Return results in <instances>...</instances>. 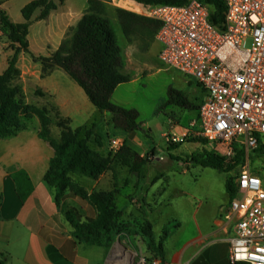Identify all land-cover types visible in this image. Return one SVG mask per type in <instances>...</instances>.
Returning a JSON list of instances; mask_svg holds the SVG:
<instances>
[{
  "label": "crops",
  "instance_id": "1",
  "mask_svg": "<svg viewBox=\"0 0 264 264\" xmlns=\"http://www.w3.org/2000/svg\"><path fill=\"white\" fill-rule=\"evenodd\" d=\"M31 1L33 0H0V10L4 11L13 23H22L24 20L21 9ZM87 1L64 0L55 11L50 12L42 20L36 19L39 14V11H36L32 16L33 20L27 36L30 54L48 56L54 52L76 27L87 7ZM99 1L107 6L109 18L116 25L119 24L113 9L120 8L138 14L137 11L141 7L131 0ZM155 34L153 29L147 28L130 40H127L123 34V38L120 39L119 36L117 38L123 51L124 48H130L138 43L140 51L147 52L148 57L154 56L164 66L158 57L160 45L155 41ZM30 54L23 52L18 54L16 67L20 75L17 82L24 94L27 83L34 87V95L39 94L35 96L42 99V103L34 107L46 110L48 116L49 109L56 108L62 117L69 120L71 129L91 123L98 115H103L109 121L110 115L100 114L86 96H83L78 88L61 74V69H54L46 77H41L40 68L33 73H30L27 68L21 69V58ZM12 55L10 42L0 32V74L7 69L8 59ZM144 57L124 56L122 72L130 75L131 80L128 83L136 79L134 78L136 75L128 71L130 68L128 62L142 60L141 58ZM55 76L62 81L61 85L68 86L77 94L78 103L61 95L60 84L54 79ZM192 83L197 85L193 80ZM118 87L114 90L111 101L121 106L114 97ZM203 97L204 93L199 103ZM25 103L29 105L27 101ZM178 108L182 110V113L178 112L177 115L182 118L183 125L178 126L173 124L172 120H168L162 135L166 136L173 131L178 132L184 129L194 132L199 130L198 110ZM31 120L34 121L32 131L26 127L14 136L0 139V260L5 264H116L114 260L103 262L97 247L90 246L89 250L84 251L83 246L74 238L73 230L67 223L65 215L58 212L50 196V188L43 181L54 150L47 141L39 138L38 119L33 117ZM112 130L119 135L115 138L124 141V145L132 146L137 152L144 148L141 147L145 145V140H141L138 136L144 132L143 130L131 133H124L114 128ZM51 134L53 135V132ZM150 153L154 155L152 150ZM160 158L155 157L156 160ZM180 166L181 168L177 165L176 169L172 168L170 172H175L180 177V180L175 182L178 186L181 185L183 189L181 193L176 194L178 189L175 188L176 195L171 193L172 196H166L158 205L157 199L144 200L147 208L142 214L143 219L151 224L156 241L163 240L168 264H231L229 261L230 239L235 235L238 217L228 210L230 198L225 187L226 174L195 165L192 161ZM193 169L197 172L194 176L191 173ZM204 170L211 176L212 181L217 178H222L224 181L199 182L198 178L201 174L199 172ZM208 170H214V172ZM18 171H24L28 175L33 187L24 201L19 198L12 179V174ZM188 176L194 181L189 182ZM167 177L173 180L172 175L169 174ZM155 228L159 229V232L156 233ZM147 255L153 257L151 251L145 256Z\"/></svg>",
  "mask_w": 264,
  "mask_h": 264
},
{
  "label": "trees",
  "instance_id": "2",
  "mask_svg": "<svg viewBox=\"0 0 264 264\" xmlns=\"http://www.w3.org/2000/svg\"><path fill=\"white\" fill-rule=\"evenodd\" d=\"M64 0H33L23 6L22 23H13L4 11L0 10V32L10 42L13 55L8 59L7 69L0 74V139L16 135L27 127L24 121L33 117L38 119L40 130L38 136L47 141L54 150L49 168L44 174L43 181L53 192L56 207L61 208L70 186V175L79 174L86 178L96 180L101 174L111 170L114 162L128 167L133 173L139 175L149 163L148 157H141L126 145L115 154L102 156L90 148L92 142L97 148L103 145L99 134V122L92 121L76 129H71L68 119L60 118L57 127L60 130L59 140H51L50 118L46 110L38 109L25 103L19 88L11 87V82L18 79L20 72L16 67L20 52L30 54L27 40L32 16L39 11L36 19H45L50 12L55 11ZM143 8L157 5H184L190 0H131ZM205 4L209 10V21L217 29H223L225 4L224 0H198ZM113 13L118 21L123 36L130 40L137 37L142 30L156 31L159 24L147 17L134 12L115 8ZM34 63L41 69V77L48 76L54 69H61L83 91L90 104L100 113H107L110 119L107 122L115 130L124 133L142 131L138 122L139 114L136 110L118 106L111 101V96L121 84L131 80L130 75L122 72L124 68V51L116 34L113 31L107 6L99 0H88L87 7L69 35L61 42L59 47L48 56H34L30 54ZM199 86V85H198ZM165 105L176 106L186 110L197 111L199 104L195 105L180 91L170 89ZM192 142L207 145L200 138ZM258 150H264V143L259 142ZM256 151V149L254 150ZM253 151V152H254ZM246 154L243 149L236 148L232 157L228 159L217 158L214 154L204 150L191 155L195 165L208 167L226 174L225 187L229 198L236 196L235 178L228 174L245 163ZM19 198L24 201L32 192V184L24 171L12 174ZM87 202L97 214L96 217L86 216L83 220L67 215V222L73 229V236L88 244L96 243L102 231L113 227L121 217L122 212L115 204L113 193H91ZM153 258L160 260L161 264H168L165 258L163 240L156 241L152 226L146 222L141 230ZM0 264H5L0 260Z\"/></svg>",
  "mask_w": 264,
  "mask_h": 264
},
{
  "label": "built area",
  "instance_id": "3",
  "mask_svg": "<svg viewBox=\"0 0 264 264\" xmlns=\"http://www.w3.org/2000/svg\"><path fill=\"white\" fill-rule=\"evenodd\" d=\"M224 4L222 30L210 23L208 7L198 0L138 11L159 24L155 41L160 45V62L193 80L204 93L198 108L199 130L173 131L166 139L182 144L200 138L217 157L230 158L236 148L248 157L259 142L264 143V0H224ZM122 145L119 138L111 140L115 150ZM235 186L236 196L228 202L229 212L238 217L229 261L264 264L262 179L245 167ZM129 264L161 263L136 254Z\"/></svg>",
  "mask_w": 264,
  "mask_h": 264
},
{
  "label": "rangeland",
  "instance_id": "4",
  "mask_svg": "<svg viewBox=\"0 0 264 264\" xmlns=\"http://www.w3.org/2000/svg\"><path fill=\"white\" fill-rule=\"evenodd\" d=\"M112 27L116 36H119L120 39L123 38L119 25L112 23ZM124 56H145L141 58L142 60H130L128 62L130 66L128 71L136 75L134 77L136 79L134 82L120 85L114 97L115 99L117 98L118 104L122 107L134 109L138 112V122L144 131L138 136L141 140H145V145L141 147H144V151L142 149L140 152H137L132 146L127 145V147L141 157H148L149 163L139 175L133 173L128 167L119 165L117 162L112 164L111 170L101 174L96 180L79 174H71L70 186L66 197L61 208L58 209V212L65 215L66 220L67 213L81 220L86 216L96 217L97 214L87 202L88 196L93 192L113 193L115 204L122 212L121 217L114 223L113 227L102 231L101 237L96 243L88 244L83 240H76L83 246L84 251L86 249L89 250L90 246L97 247L103 262L114 260L116 264H129L131 260L136 258V254L145 256L150 251L145 236L141 232L146 223L142 216L147 208L144 200L157 199L158 205L163 198L172 196L171 193L174 194L177 189L176 194L181 193V190H183L181 185L178 186L175 182L180 180V177L175 172L171 173V169H176L177 165L181 168L180 164L191 162V153L197 154L199 151L204 150L214 154L212 147L209 145L194 143L191 139L182 144H173L166 139V136L162 135L166 130L168 120H172V123L175 125H183L182 118H179L177 115L178 112L182 113V110L173 105H165L168 99V91L170 89L180 91L193 104L198 105V101L203 95L201 87H197V85L192 83V80L184 77L179 72L162 66L154 56L148 57L147 52L140 51L138 43L133 44L130 48H124ZM142 62L145 63L140 64ZM20 68H27L30 73H33L40 68V65L34 63L30 56H25L21 58ZM61 72L85 96L83 91L63 71ZM54 79L60 84L61 95L67 97L70 101L78 103L77 94L68 86L61 85L62 81L57 76ZM11 87L19 88L29 105L36 106L42 103V99L35 96L39 94H33L35 90L32 85H28L27 83L26 95L23 93L17 79L11 82ZM48 113L51 121L50 130L53 132L51 140L55 143L59 140L60 134V130L57 127L58 119L64 117L59 114L56 108L51 107ZM92 121L99 122L98 132L102 136L103 145L101 148H97L90 142V148L99 152L104 157L108 155L113 157L122 149L120 147L115 150L111 146V140L119 135L112 130L113 127L107 123V118L103 115L94 117ZM23 122L25 127L27 125L29 131L34 129V121L23 120ZM122 144L124 145V141H122ZM153 147L154 149H152ZM258 149L254 152L251 151L248 157H246L245 163L241 167L236 168V170L231 171L229 176L236 178L243 168L249 167L252 171L251 173H256L261 177L264 186V150ZM151 150L154 152V155L150 153ZM156 156L161 158L156 160ZM217 158L228 159L227 157ZM208 171L214 172V170ZM191 173L193 176L197 174L194 169L191 170ZM199 173H201L200 178H198L199 182L224 181L222 178L212 181L211 176L208 175L206 170ZM169 174L172 175L173 180H169L167 177ZM187 179L189 182L194 181L190 176ZM184 183L186 182L184 181ZM50 196L54 200L51 189ZM155 232H159V229ZM131 256L133 257L131 258Z\"/></svg>",
  "mask_w": 264,
  "mask_h": 264
}]
</instances>
